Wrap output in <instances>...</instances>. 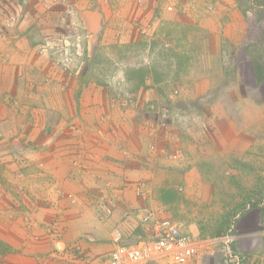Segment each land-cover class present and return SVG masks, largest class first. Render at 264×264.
Returning <instances> with one entry per match:
<instances>
[{
    "label": "crops",
    "instance_id": "1",
    "mask_svg": "<svg viewBox=\"0 0 264 264\" xmlns=\"http://www.w3.org/2000/svg\"><path fill=\"white\" fill-rule=\"evenodd\" d=\"M25 1L10 0L5 9L15 7L18 19L27 13L36 26L26 29L29 34L23 40L12 34L9 39V34L6 35L9 41L0 43V64L16 66L0 69V127L4 128L0 134L4 152L0 151V157L5 162L4 210H0V249L4 254H0V264H64L61 259L66 256L70 258L67 264H79V258L86 256L107 260L115 230H121L124 243L143 238L138 236L143 234V229L137 209L143 205L162 209L176 206L168 197L178 192L162 177L167 170L173 175L177 167L172 165L174 160L183 162L178 170L184 175L178 187L181 198H188L190 193L197 197L199 192L207 190L211 194L212 186L210 189L199 182L201 179L192 177L204 172L201 169L205 165L198 157L192 161V154L205 140L202 137L193 141L172 134L168 137L170 127L175 126L169 112L167 128L153 132V136L146 134L134 106H113L106 87L76 80H84L86 71L69 77L68 73L63 75L48 69L51 60L35 54L44 39L66 33L60 22H68L66 27L72 28L73 35L83 37L84 51L89 53L94 51L99 37L115 30L121 20L131 24L133 30L144 22L155 26L153 17L160 0H93L92 4L87 0H67L74 8L68 16L63 5H48L45 0H27V4ZM161 1L162 5L170 2ZM193 1L175 4L174 10L178 6V11L165 16L166 23L156 25V29L187 27L201 33L198 45H202L203 53L195 58V69L188 72L195 85L186 94L211 106V115L207 118L219 132L210 141L214 149L220 151L221 143L228 145L231 151L227 154L233 151V158H238L236 149L240 147L237 146L244 143V150L252 159V152L262 140L249 134L248 128L256 125L257 121L253 120L264 112V94L257 93L261 82L257 87H254L257 81L252 83V88L247 87L240 67L248 64L251 78H254L253 67H259L264 75V56L259 59L251 50L241 58L228 59L223 54V47L233 45L235 50L242 42L245 45L249 41L246 48L259 43L257 35L252 38L255 35L250 32L254 28L245 17L250 11L237 0ZM34 13L42 16L40 21H36L38 15ZM22 21L21 26L26 23L25 18ZM2 25L0 16V32L4 30ZM255 30L259 28L256 26ZM39 32H42V41ZM73 42L76 47L80 46L78 41ZM225 78L230 80L223 84ZM134 90L138 96L141 92L153 94L151 86ZM217 95H228L230 107L220 98L216 99ZM229 108L238 113L240 124L245 127L243 135L235 133L237 124ZM72 126H81L83 133L75 134ZM225 131L229 134H221ZM175 139L181 144L179 147ZM151 145L153 150L149 148ZM138 184L145 186V200L135 195ZM202 198L206 204V193ZM178 216L184 231L197 233L198 222L192 215ZM234 235L233 239L250 242L248 249L243 247V253L250 256V264H264L261 246L264 228ZM215 240L201 243L204 250L198 248L189 264H198L200 253L213 255L217 251L215 244L220 247ZM232 246L241 250L239 245L232 243Z\"/></svg>",
    "mask_w": 264,
    "mask_h": 264
},
{
    "label": "rangeland",
    "instance_id": "2",
    "mask_svg": "<svg viewBox=\"0 0 264 264\" xmlns=\"http://www.w3.org/2000/svg\"><path fill=\"white\" fill-rule=\"evenodd\" d=\"M9 1L0 0V16L3 22L2 27L5 30L0 32V35H2L0 43L2 45L9 41L6 35L10 34L9 39L12 34L23 40V37L29 34L26 29H32L37 24L33 20H30L27 13L23 14V16L20 15L19 19L16 18L18 11L15 7L10 6L9 10H6L5 4L6 2L9 3ZM87 1L92 4L93 0ZM102 1L104 2L105 0ZM183 1L185 0H173L176 5L180 4V2L183 3ZM237 1L240 6L250 11L245 17L248 20L250 19V22L247 20L250 24L249 26L254 28L250 32L255 35L252 38H256L257 35L259 43L246 48L250 44L248 43L249 41L245 45H242V42L235 50L232 48L233 45L223 47V54L228 59L234 56L241 58L242 54H248V51L251 50L252 54L261 59L264 56V0ZM25 2L27 4V0ZM45 2L48 5H52L50 0H45ZM158 2V10L154 13L153 22L159 26L163 21L166 23L164 20L165 16L178 11L179 5L175 8L176 11L173 9L174 12H167L165 10L166 3L162 5L161 0ZM57 5L62 4L59 3ZM27 6L24 7L28 8ZM34 14L38 15L36 21H40L42 16L37 13ZM43 17L45 16L43 15ZM24 18V22L26 23L21 26L19 22ZM31 18L34 19V15ZM62 22H65V20ZM59 24L63 26L66 33L44 39L42 32H39V36H41L40 40H44L40 43V47L35 50V54L40 56L45 55L44 57L51 60L52 63L48 69L57 70V72H62L63 75L68 73L69 77L74 76L73 74H77L78 72L86 71L87 77L84 80H76L106 87L108 97L112 101L110 103L113 106H116V104L120 107H125V105L134 106L141 116L140 126H142V130H145L148 135L153 136V132L163 131L155 123V120L162 110H166L171 113L172 122L175 125L174 127H170L168 137L172 134L173 137L175 135L182 138H191L193 141H195V138L199 140L202 137L205 140V143L200 145V149H193L192 154V161L197 157L201 159V162L205 165L201 169L204 172L199 176L192 177L194 180H197V178L201 179L199 182H204L210 189L212 186L211 194L207 190L206 192H199L197 197L195 194L190 193L188 198H181L179 196L181 192L178 191V187L183 183L184 175L179 173L178 170L183 162H175L176 160L174 159L176 157H174L172 165L177 166L176 169H173L175 172L172 173L173 175H170L167 170V174L162 175V177L164 180H167L166 182L170 181L168 186H174L175 191L178 192L173 197H168L170 202L173 201L171 203H174L176 206L165 209L157 206H154V208L167 212L178 223H180L179 214L192 215L198 222L197 233L192 234L188 230L187 233L194 236L195 240L199 243L200 250L203 248V244L201 243L208 241L206 243L209 244V241L215 240L214 238H222L225 235L233 237L234 234H246L250 230L253 232L261 231L264 228V112L253 120L254 123L257 121V124L248 128L249 134L258 136L262 140L257 144V149L252 152V159H249L251 156H247V151L244 150L246 149L244 143L241 146H237L240 147L236 149L239 154L238 158H233V151L230 155L227 154L231 151L228 149V145L221 143V146H218L220 151L214 149L215 145L210 141L219 132L218 128L214 127L213 123L207 118V116L210 117L211 115V106L205 105L207 102L195 96L192 97L186 94L195 85L193 83L194 79L190 78L191 73L188 72L191 68L195 69L194 66L197 65L195 58L203 53L202 45H198L202 40L201 33L190 30L187 27L177 29L172 26L169 30L165 31L160 28L156 29V25L154 26L152 23L147 24L146 22L142 25L140 24L141 27L137 30H133L130 26L131 24L121 20L115 30L106 32L102 37H99L94 51L92 53L90 51L89 53L84 51L83 37L74 36L71 27L67 28L66 24L61 22ZM17 25H20L21 28ZM256 26L259 28V31L255 30ZM72 38L78 41L81 47H76ZM53 40L56 41L54 42ZM206 40L207 37L205 43H207ZM8 57L10 58V56ZM1 63V70H5L8 66L16 67L13 63H7L5 66L3 62ZM227 66L229 67V65ZM13 67L10 70H13ZM139 69H142L144 72V82L140 86L146 88L151 86L153 94L141 92L140 96H138V94L133 93L137 83L136 81H131L132 74ZM240 69H243V80L247 84V87L252 88V83L256 81L254 87H257L261 82L257 93L259 92L258 95L264 94V75L260 72V68L253 67L254 78L250 77L248 64H242ZM260 74L261 77L258 76ZM150 76H152V81L150 80ZM228 80L230 79H223V84H226ZM174 91H177V93ZM217 98L226 102V106L230 107L228 105V95H217ZM229 112L231 118L236 120L235 133L243 135L245 127L241 126L238 113L236 111L233 112L231 108H229ZM168 120L170 121V119ZM154 123L155 126H153ZM71 129L77 135L83 133L81 126H72ZM3 130L4 128L0 127V134L4 133ZM221 134L228 135L229 132L225 131ZM175 143L177 147L181 145L177 139H175ZM0 147V151L2 152V144ZM196 150L197 152L195 153ZM4 167L5 162L1 156L0 210H4L2 203L5 198L3 187L5 185ZM15 177L19 178V175H15ZM205 193L207 195L206 204L202 198V194ZM192 195L196 198H190ZM138 236L142 238L143 234L140 233ZM137 239L138 237L134 238L131 242L136 243L141 240ZM217 240H215V243H218ZM233 243L240 246V251L236 250V246L235 249L232 246V250L234 253L239 254V257L243 256L242 264H250V256L243 253V247L248 249L250 242L244 239H233ZM217 246L215 244L217 251L213 255L206 256L205 253H200L198 264L202 262L205 264H233L227 261L228 257H225L224 253L220 251L221 247ZM261 246L264 247L263 244ZM66 251L69 252V250ZM0 254H4L2 249H0ZM203 257H205L204 261L201 260ZM61 260L64 264H67L70 258L66 256ZM85 260L89 261V264H104L106 258L97 257L93 259L88 258V256L79 258L80 262Z\"/></svg>",
    "mask_w": 264,
    "mask_h": 264
},
{
    "label": "built area",
    "instance_id": "3",
    "mask_svg": "<svg viewBox=\"0 0 264 264\" xmlns=\"http://www.w3.org/2000/svg\"><path fill=\"white\" fill-rule=\"evenodd\" d=\"M53 5L62 4L65 14H73V5L67 0H50ZM175 3L171 0L165 5L167 12H172ZM177 93V91H174ZM169 120L167 111H161L156 118V124L164 129ZM150 150H153L151 145ZM135 195L145 200L147 191L143 184L135 187ZM138 222L143 229V238L136 243H124L121 230H115L111 239L113 248L104 264H189L198 253L199 244L182 226L166 216L162 210L143 205L137 209ZM218 244L227 261L242 264L243 256L239 257L232 250L233 237L225 235L219 238ZM79 250V248H77ZM80 264H89L85 260Z\"/></svg>",
    "mask_w": 264,
    "mask_h": 264
},
{
    "label": "trees",
    "instance_id": "4",
    "mask_svg": "<svg viewBox=\"0 0 264 264\" xmlns=\"http://www.w3.org/2000/svg\"><path fill=\"white\" fill-rule=\"evenodd\" d=\"M133 73V72H132ZM131 73V74H132ZM133 76V77H132ZM132 82L133 81H136V87H139L140 85H142L143 84V82H144V72H143V70L142 69H139V70H136V71H134V73L132 74ZM139 85V86H138Z\"/></svg>",
    "mask_w": 264,
    "mask_h": 264
}]
</instances>
